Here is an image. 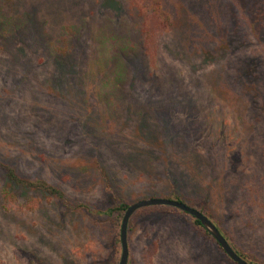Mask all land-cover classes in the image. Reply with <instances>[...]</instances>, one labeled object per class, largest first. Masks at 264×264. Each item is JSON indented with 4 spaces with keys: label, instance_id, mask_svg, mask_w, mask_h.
<instances>
[{
    "label": "rangeland",
    "instance_id": "1",
    "mask_svg": "<svg viewBox=\"0 0 264 264\" xmlns=\"http://www.w3.org/2000/svg\"><path fill=\"white\" fill-rule=\"evenodd\" d=\"M161 1L180 31L160 40L149 63L132 55L129 0H0V160L58 186L72 208L16 190L5 211L0 193V264H119L118 212L108 210L151 197L196 205L230 245L264 263L263 42L255 24L238 20L243 0ZM201 45L206 67L192 57ZM119 49L130 55L117 88L123 94L112 106L116 120L104 125L98 84L106 74L99 67L91 74L90 62L114 70ZM253 52L257 61L248 62ZM53 53L76 65L79 84L69 93L49 83L59 77ZM251 63L255 83L246 89ZM145 117L159 133L151 174L130 164ZM180 174L188 185L177 182ZM81 203L102 213L76 209ZM129 224L128 264H235L189 214L137 211Z\"/></svg>",
    "mask_w": 264,
    "mask_h": 264
},
{
    "label": "trees",
    "instance_id": "2",
    "mask_svg": "<svg viewBox=\"0 0 264 264\" xmlns=\"http://www.w3.org/2000/svg\"><path fill=\"white\" fill-rule=\"evenodd\" d=\"M103 4L106 8L110 7L108 3L105 4L104 2ZM119 9L120 8H114V12L117 16L120 13ZM127 10H128L129 18L131 19L133 23V27H134L133 30H134V35H135V41H134L135 47L132 49V55L133 54H136L137 56L138 54L139 56L143 55V57H145L146 60L150 63L155 57V54L158 49V43L160 42V40L162 41L164 38L168 37V35H172L173 32L177 33L180 31L179 26H177L178 23L172 19L171 15L164 8L161 0H129V6ZM237 10H238L237 17L240 23H244L250 27H253V25L255 24L256 28L253 29L254 35L259 41H261V43L263 42V44L261 45L262 49L258 50V53L260 56H263V53H264V0H243L237 4ZM44 33L40 34L41 40L47 39ZM107 43H108V40H107ZM107 43H103V45L107 46L108 45ZM169 43L175 45L174 42H169ZM51 47L54 52L57 50L56 45L53 44ZM204 48L205 47L201 45L200 51L196 52L198 55L192 56V57H198L197 61H199V63L201 62L200 64L203 67H206V66H209L211 62L205 58V56H207L206 55L207 52L205 53ZM122 52H124V50L119 49V51H117V53L114 54L115 58H112V60L116 62V68L114 70L111 69L110 67L112 63H103L102 61H100V59L99 60L94 59L90 62L89 72L91 74L98 67L103 68L106 74L105 77H103V79L100 80L98 84L99 99L107 103L104 105L108 106L107 117H105L103 121L104 125H106L107 119L116 120V113L112 106L116 104L114 102L115 97L117 95L123 94V92H121L122 94L119 93L117 88L121 86L120 85V82L122 79L121 75H122V72L123 73L125 72L126 63L125 61H123V58L128 59L130 55L124 54ZM51 56L54 59L53 62H55L56 66L59 68L58 69L59 71L56 74V75H59V77H53L52 78L53 82L49 81V83H53L57 85L58 87L63 88L65 91L69 93L71 88H74L72 87L73 85L77 86L79 84L78 83L79 79L76 77V71H75L76 65L69 62L67 60V57H65L64 55L60 53H53L51 54ZM253 56L255 58H252L248 62L257 61V58H256L257 52L256 53L253 52ZM188 61H192V60H188ZM253 64L254 63L244 66V72H243L244 74H243L242 81H243L244 88L246 89H249L255 83V79L252 78L254 77V70L252 67ZM108 67H110V70L106 71ZM75 89L78 90V88H75ZM130 107H132L131 104H130ZM131 119L132 117L131 116L129 117V115H127L126 123L130 122ZM148 126L149 125L147 122V117H145L144 122L142 124V129H141L143 135L144 134L145 135L143 136L144 137L143 140L139 142L140 146L136 148V153L132 155V158L130 159V164L132 165V160H133V165L131 168H133L134 170L136 169L143 170L144 173L147 171L149 172V174H151V170L149 171V168L152 167V163H155V161L157 160V157L155 156V154L157 155L156 144H157V136L159 135V133L156 129L154 131V127L151 129V127L150 126L148 127ZM165 129H166L167 134L170 136L169 128H165ZM167 140H168V145L172 146V143H173L172 138L169 137V139L167 138ZM149 141H150V147L152 148V150L148 148ZM154 141L156 144L152 145L151 143H154ZM143 151L145 152L144 154L142 153ZM0 175H1L0 176V193H1L2 200H3L2 207L5 211L12 209L14 201L16 199V196L14 194L16 190H22L25 192H33V193L41 194L43 196L44 195L48 196L51 200L60 204L61 207L72 209L70 208L71 204L65 192L58 186L46 180H43L41 178H31V177L21 175V173L17 171L14 167H12L11 165L7 163H4L1 160H0ZM174 177L177 180V182H179L182 185H186V184L188 185L189 183L186 180L184 174H180L178 176L174 175ZM258 190H259V195L263 194V198H264V187L260 185ZM151 198H154V197H151ZM166 199H172V198L168 197ZM176 200L199 210L196 205L190 204L187 201L181 199L180 197H177ZM129 206L130 205H127L124 202H120L119 206H117L115 209L108 210L110 211V213L112 211L118 212L119 222H117L116 225L119 228L121 227L122 217L124 216ZM75 208L78 210L87 211L93 216H97L98 214L102 213L99 211H96V212L93 211L89 205L83 204V203L76 205ZM156 208H159V209L167 208L171 210L180 211L181 214L183 215L187 214L181 210L171 208L168 206H161V207L155 206V207H151L147 209H142L138 211V213L142 211L146 213L151 212ZM204 214L207 217H209L206 213ZM193 219H194L195 224L199 226L206 235L210 236V234L201 225L200 221L196 220L195 218ZM225 238L228 240L226 236ZM211 239L216 243V245L221 250V252L224 254V256L228 260L231 261V259L224 253V251L219 246V244L216 242V240L213 237H211ZM232 248L237 252L239 256H241L243 259H245L250 264H264L256 256L252 254H246L236 249L233 246ZM231 262L233 263V261Z\"/></svg>",
    "mask_w": 264,
    "mask_h": 264
},
{
    "label": "water",
    "instance_id": "3",
    "mask_svg": "<svg viewBox=\"0 0 264 264\" xmlns=\"http://www.w3.org/2000/svg\"><path fill=\"white\" fill-rule=\"evenodd\" d=\"M153 206H168L189 214L191 217L200 221L204 229L210 234L211 237L216 240V242L222 248L224 253L231 259V261H233L235 264H250L237 254V252L232 248V246L222 234V232L219 230V228L204 213L185 203L166 198H153L148 200H142L128 207L121 223L120 241L122 253L119 264H128L129 261L130 252L128 244V227L130 219L137 211Z\"/></svg>",
    "mask_w": 264,
    "mask_h": 264
}]
</instances>
